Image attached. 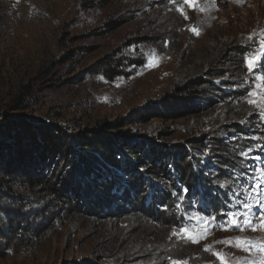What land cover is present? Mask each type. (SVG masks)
<instances>
[{"label":"rangeland","instance_id":"rangeland-1","mask_svg":"<svg viewBox=\"0 0 264 264\" xmlns=\"http://www.w3.org/2000/svg\"><path fill=\"white\" fill-rule=\"evenodd\" d=\"M189 83L195 93L180 94ZM181 95L213 101L166 118L159 103ZM0 110L26 127L71 132L124 120L132 139L183 148L194 175L189 189L177 184L164 207L143 215L69 216L36 187H15V197H0V264H221L215 252L227 264L264 259L257 247L235 246L238 237L264 244V0H196L195 8L183 0H0ZM245 212L251 226L243 216L230 222L228 213Z\"/></svg>","mask_w":264,"mask_h":264},{"label":"trees","instance_id":"trees-1","mask_svg":"<svg viewBox=\"0 0 264 264\" xmlns=\"http://www.w3.org/2000/svg\"><path fill=\"white\" fill-rule=\"evenodd\" d=\"M106 27L113 31L116 24ZM195 88L196 84L189 83L180 94L190 97ZM24 99L13 101L16 103L9 109H19ZM212 101L210 97H195L191 102L181 95L175 102L159 103V108L166 118H182ZM123 121L97 123L82 132H71L54 124L26 127L18 116L0 110V197L13 198L15 187L34 186L50 199L53 211L94 218L112 211L152 213L156 205H166L171 193L180 192L178 185L189 189L194 175L185 150L157 148L132 139L128 130H121ZM153 180L165 181L168 187L159 191ZM206 190L210 200L215 197L210 188ZM216 195L217 199L225 197L223 193Z\"/></svg>","mask_w":264,"mask_h":264},{"label":"snow or ice","instance_id":"snow-or-ice-1","mask_svg":"<svg viewBox=\"0 0 264 264\" xmlns=\"http://www.w3.org/2000/svg\"><path fill=\"white\" fill-rule=\"evenodd\" d=\"M183 2L188 4L189 7H192V8L196 7V0H183ZM185 18L187 19V17H185ZM191 30L193 32H195L196 34H199L198 31L195 28H193ZM247 64H248L249 70H251L254 67V65H255L254 58L248 59L247 60ZM150 66H156L155 59H153L150 62ZM252 103H255V101H253ZM256 172L260 173V172H262V170L258 168V169H256ZM256 187L259 188L260 186L256 185ZM259 203L260 202L257 201L258 205H259ZM242 207H244L245 209H251V205H249L246 202L242 204ZM228 216H229L230 222L233 223L235 226H239V224H240V216L245 217V221H244L245 224L251 226V221L249 219H247V217H248V213L247 212L241 213L239 215H237V213H228ZM260 227H264V219L261 220ZM241 230H243V229H241ZM252 230L256 231L257 229L255 227H253ZM180 233H182L184 236H186L188 239L192 240L193 242H199V239H198L197 235L194 234L193 232H191L187 228L180 229ZM176 235H178V233L174 231L173 232V236H176ZM221 243H231V242L230 241H221ZM235 246L239 247V248H243L245 251H249L251 247H257V250L259 252L264 253V244H261V245L257 246V245L252 244L251 241L244 240V239H241L239 237L236 238V245ZM205 251H209V248L206 247ZM213 254L221 261V264H227V262L225 260V257L220 252H215ZM171 264H185V262L184 261H179V260H173L171 262ZM261 264H264V259H262Z\"/></svg>","mask_w":264,"mask_h":264}]
</instances>
